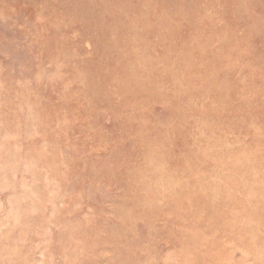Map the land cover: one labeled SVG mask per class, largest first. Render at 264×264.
Listing matches in <instances>:
<instances>
[{"label":"rangeland","instance_id":"1","mask_svg":"<svg viewBox=\"0 0 264 264\" xmlns=\"http://www.w3.org/2000/svg\"><path fill=\"white\" fill-rule=\"evenodd\" d=\"M0 264H264V0H0Z\"/></svg>","mask_w":264,"mask_h":264}]
</instances>
